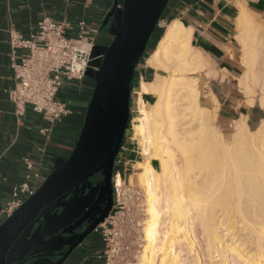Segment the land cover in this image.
<instances>
[{"label":"bare ground","instance_id":"obj_1","mask_svg":"<svg viewBox=\"0 0 264 264\" xmlns=\"http://www.w3.org/2000/svg\"><path fill=\"white\" fill-rule=\"evenodd\" d=\"M244 8L236 22L246 69L238 80L247 95L258 86L264 105V64H256L253 43L261 25ZM189 32L178 20L168 25L154 58L176 63L168 76L140 83L132 131L143 160L137 182L128 181L143 187L147 220L136 264H264V118L252 130L241 115L224 139L212 124L216 96L212 108L202 106L197 78L189 77L207 65L192 52ZM144 92L154 100L145 102ZM180 116L196 129L175 128Z\"/></svg>","mask_w":264,"mask_h":264},{"label":"crops","instance_id":"obj_2","mask_svg":"<svg viewBox=\"0 0 264 264\" xmlns=\"http://www.w3.org/2000/svg\"><path fill=\"white\" fill-rule=\"evenodd\" d=\"M113 2L114 0H0V208L9 199L12 187L24 179L25 159L33 163V170H39L46 177L56 163L67 158L82 126L93 84L85 76L81 81L65 82L58 90L56 98L63 100L72 113L51 126L52 132L48 138L40 130L49 124L29 107L18 120L8 99V89L13 85L8 29L13 28L27 37L36 31L40 18L48 15L56 21H65L66 36L75 38L78 22L83 21L86 40L96 46H107L112 38L111 19L104 27L102 24ZM243 7L251 13L258 26L261 25L258 42L253 43L258 51L256 64H264V0H170L162 14L166 18L165 26L156 27L158 33L152 34L148 44L152 49L145 52L136 66L131 89V98L135 99L130 98V113L132 103L138 104L141 81L152 82L156 75L168 76L169 70L151 64L176 63L162 56L160 59L154 58L168 25L174 20L181 22L185 28H190V47L194 49L193 53L196 51L199 54L202 64H207L205 69L212 72L208 77L210 83L218 81L223 88L220 96L233 100L238 107V101L242 99L231 96V84L245 70L243 47L238 38L240 28L236 22L240 8ZM141 96L147 103L152 102L155 97L148 92ZM229 112L225 117L231 119ZM138 149V142L132 134L127 136L125 133L114 164V168L132 183L137 181L136 163L143 160ZM60 220L51 217L46 224H34L30 235L17 245L15 253L28 248L44 252L59 247L63 239L60 237ZM93 232L62 264H102L99 255L104 243L100 232Z\"/></svg>","mask_w":264,"mask_h":264},{"label":"water","instance_id":"obj_3","mask_svg":"<svg viewBox=\"0 0 264 264\" xmlns=\"http://www.w3.org/2000/svg\"><path fill=\"white\" fill-rule=\"evenodd\" d=\"M169 1L114 0L102 24L104 27L111 19V41L91 49L92 60L85 76L94 85L73 148L67 158L54 165L36 191L0 222V264H62L107 217L113 203L114 164L130 120L135 69ZM98 55L102 57L95 58ZM97 174L99 180L90 181ZM94 191L97 199L104 196L105 203L84 230L76 231L87 221L82 216L60 232L63 239L59 247L15 253L34 224H46L51 217H70L69 213Z\"/></svg>","mask_w":264,"mask_h":264},{"label":"built area","instance_id":"obj_4","mask_svg":"<svg viewBox=\"0 0 264 264\" xmlns=\"http://www.w3.org/2000/svg\"><path fill=\"white\" fill-rule=\"evenodd\" d=\"M161 16L157 27H164ZM65 21H56L44 15L37 22L34 33L27 37L15 29H8L10 68L13 85L8 89V99L13 114L19 120L29 107L40 114L49 126L40 132L49 137L52 125L72 113L71 108L56 98L58 90L67 81H81L89 66L93 44L86 40L84 22H78L75 38L65 33ZM22 50L23 53L18 52ZM101 55L95 58H101ZM24 179L15 184L9 199L0 208L1 219L9 216L43 182L39 170L25 159ZM112 207L95 231L100 232L104 243L99 255L102 264H127L138 258L143 245L144 202L139 188L126 180L116 170L112 174Z\"/></svg>","mask_w":264,"mask_h":264},{"label":"rangeland","instance_id":"obj_5","mask_svg":"<svg viewBox=\"0 0 264 264\" xmlns=\"http://www.w3.org/2000/svg\"><path fill=\"white\" fill-rule=\"evenodd\" d=\"M153 33L154 34L158 33L156 28H155ZM151 49H152L151 45H148L146 47L147 52H149ZM100 61H101V59L99 61L94 62V64L99 65ZM172 65L173 64H169L170 69H169L168 75L170 73V70L172 69ZM206 72H207V70L204 67V68H202V70H196L189 77H196L197 78V88H198L199 94L201 96V105L202 106L207 107V108H212L213 103H212V101H210L212 94L215 95L217 98L218 106H217V109L214 113L215 114L213 117L214 120L212 119L213 126L216 127L219 131H221V133L223 134L224 139L226 141H230L231 132H233V124H232L233 120L239 118L241 115H243V116L245 115V120L248 123V126L252 130H255L258 127V125L260 124L261 120L264 118V105L260 103L261 95L263 94L261 89L258 86H253V93L251 95H247L244 92L245 89L243 87H241L242 85L239 84V80H237V81L235 80L234 82H232L231 88H232L233 93H231V96L234 98L236 97L238 99H242V100L238 101V107H237V105H236L237 103H235L233 100H231V99L226 100L225 98H222L223 96H220L221 91L223 89L222 86L218 83V81H214V82L210 83V81L208 79L209 73L206 74ZM136 95L137 94H134V96H136ZM131 99L133 100V99H135V97H132ZM61 101H63V100H61ZM262 103H264V102H262ZM229 111H231V112H229ZM227 112H229L231 119H228L225 117V114ZM138 115H139L138 104L136 105L135 103L134 104L132 103V112L130 113L129 125H128L126 132H125L127 136L132 134V137H133L132 124L136 121L135 118ZM180 117L181 118L177 119V120L182 122V123L177 125L175 128L178 129V128L184 127L186 129H189V128L194 129V130L196 129L194 127V124H195L194 121L189 120L190 122L186 123V121L188 120V117L187 118L184 116H180ZM134 139H136V138H134ZM136 142H138V139H136ZM156 164L157 163L154 161L155 167H158V165H156ZM114 169L117 170L116 167ZM98 180H99V178H97L96 175L90 178V181H92V182H97ZM134 185L137 186L139 188L140 192L142 193L143 202H144V213L146 214V211H145L146 210L145 195H144L143 187H141L137 184H134ZM1 220H3V218ZM146 220H147V216L145 215L144 216V222H146ZM144 226H145V223L143 224V227ZM92 233H94V232H92ZM143 233H144V230H143ZM144 244H145V241H143V245L141 247V252L144 248ZM141 252H140V254H141ZM139 256L137 259H135L134 261L129 262L127 264H136L138 262Z\"/></svg>","mask_w":264,"mask_h":264},{"label":"flooded vegetation","instance_id":"obj_6","mask_svg":"<svg viewBox=\"0 0 264 264\" xmlns=\"http://www.w3.org/2000/svg\"><path fill=\"white\" fill-rule=\"evenodd\" d=\"M97 178H100V175H96ZM105 203L104 196L100 199H97V193L94 191L87 199L82 200V204L78 206V208L73 209L69 214V218H62L60 220V232L67 228L72 222H75L80 217H86L87 221H85L79 228L76 229L77 232L84 230L88 221H93L99 214L100 210L103 208ZM60 210V209H59ZM55 211V210H54ZM110 211V210H109Z\"/></svg>","mask_w":264,"mask_h":264},{"label":"trees","instance_id":"obj_7","mask_svg":"<svg viewBox=\"0 0 264 264\" xmlns=\"http://www.w3.org/2000/svg\"><path fill=\"white\" fill-rule=\"evenodd\" d=\"M151 39V38H150ZM149 44V43H148ZM148 46V45H147ZM145 52H146V50H145ZM145 52H144V54H145ZM143 54V55H144ZM143 57V56H142ZM93 82V81H92ZM93 85H94V82H93V84H92V88H93ZM116 170L115 169H113V173L115 172Z\"/></svg>","mask_w":264,"mask_h":264}]
</instances>
